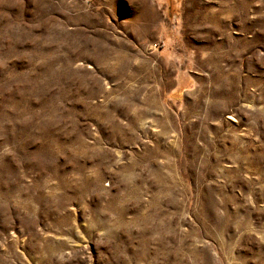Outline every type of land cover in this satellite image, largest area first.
Listing matches in <instances>:
<instances>
[{
	"label": "rangeland",
	"instance_id": "1",
	"mask_svg": "<svg viewBox=\"0 0 264 264\" xmlns=\"http://www.w3.org/2000/svg\"><path fill=\"white\" fill-rule=\"evenodd\" d=\"M0 264H264V0H0Z\"/></svg>",
	"mask_w": 264,
	"mask_h": 264
}]
</instances>
